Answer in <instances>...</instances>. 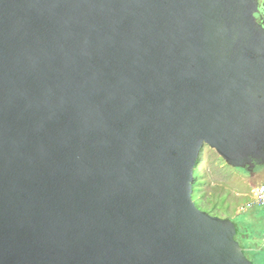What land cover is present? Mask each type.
<instances>
[{
    "label": "water",
    "instance_id": "95a60500",
    "mask_svg": "<svg viewBox=\"0 0 264 264\" xmlns=\"http://www.w3.org/2000/svg\"><path fill=\"white\" fill-rule=\"evenodd\" d=\"M254 1L0 0V264H252L192 194L264 163Z\"/></svg>",
    "mask_w": 264,
    "mask_h": 264
},
{
    "label": "rangeland",
    "instance_id": "374dc122",
    "mask_svg": "<svg viewBox=\"0 0 264 264\" xmlns=\"http://www.w3.org/2000/svg\"><path fill=\"white\" fill-rule=\"evenodd\" d=\"M260 165L254 173L236 169L204 145L195 168L201 174L196 205L235 224L234 238L252 264H264V210L253 198V188L264 183V163Z\"/></svg>",
    "mask_w": 264,
    "mask_h": 264
},
{
    "label": "flooded vegetation",
    "instance_id": "af4514ba",
    "mask_svg": "<svg viewBox=\"0 0 264 264\" xmlns=\"http://www.w3.org/2000/svg\"><path fill=\"white\" fill-rule=\"evenodd\" d=\"M254 9H253V13H254V17L256 22L262 26V28H264V0H255L254 1ZM260 160L258 159H253V161L251 162L250 165H244L242 167H234V168H240L244 171H248L249 172H253L259 167L261 166L260 164H257V162H259Z\"/></svg>",
    "mask_w": 264,
    "mask_h": 264
},
{
    "label": "built area",
    "instance_id": "2783aa9c",
    "mask_svg": "<svg viewBox=\"0 0 264 264\" xmlns=\"http://www.w3.org/2000/svg\"><path fill=\"white\" fill-rule=\"evenodd\" d=\"M254 203L264 210V183L258 184L253 188Z\"/></svg>",
    "mask_w": 264,
    "mask_h": 264
},
{
    "label": "trees",
    "instance_id": "16d2710c",
    "mask_svg": "<svg viewBox=\"0 0 264 264\" xmlns=\"http://www.w3.org/2000/svg\"><path fill=\"white\" fill-rule=\"evenodd\" d=\"M194 175H195V181H194V184H193V194H192V197L193 199H195L196 201L195 202H199L200 201V197H199V183H200V172L199 170H195L194 171Z\"/></svg>",
    "mask_w": 264,
    "mask_h": 264
}]
</instances>
